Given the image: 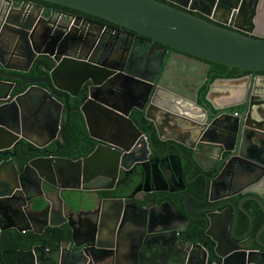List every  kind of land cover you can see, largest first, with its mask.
Masks as SVG:
<instances>
[{
  "label": "water",
  "instance_id": "obj_1",
  "mask_svg": "<svg viewBox=\"0 0 264 264\" xmlns=\"http://www.w3.org/2000/svg\"><path fill=\"white\" fill-rule=\"evenodd\" d=\"M42 1L67 6L103 18L185 54L223 64L228 69L237 68L239 73L244 71L252 73L249 91L241 92L240 86H237V92L232 95L235 97L244 96V99L232 103L241 105L242 111L235 127L237 145H234L232 152L235 155L232 158L236 162L233 164L232 176L228 181L225 179L229 189L234 190L233 194L244 192L249 194L243 196L237 204L230 203L225 211L224 209L221 211L222 215L227 212V217L224 216L222 223L225 224L227 235L232 241L222 251L216 247L217 240L208 233V225L212 222V218L210 213H205L203 218L206 225L203 228L206 231L203 236L206 240L209 238L210 243L208 247H206L207 242L199 245L204 248V253L195 262L196 264H264V249L249 248L240 241L247 237L246 240H255L258 244L263 243L264 248V242L260 239V234L264 232V162L251 158L246 152L248 147L255 149L251 145L257 134H264V96L258 98L255 94L256 87L253 84L258 80L264 86V74L254 75L256 71H264V22H259V19L264 17V0H207L209 2L207 7L215 6L214 9L226 17L228 13L233 14L236 9L240 10L247 6L248 11L245 12L247 26L230 24V27L225 26L227 24L225 19L212 18L209 20L194 14L190 9L185 10L189 7H185L183 4L181 6L183 8H181L165 0ZM184 3L187 6L188 0H184ZM198 3L203 4L199 0ZM254 7L257 8V12L253 16L252 8ZM202 12L207 16L209 10ZM32 22L31 20L25 24L24 28L17 19L5 20L6 29L22 27L25 30H21V32L24 36L26 34V37L18 45L13 46L8 43V45L0 46L1 55L7 56L8 53L15 52L21 58L26 57L24 47L29 48L32 41L34 42ZM29 31H31L30 40L27 38ZM2 33L4 31L0 30V34ZM5 36H10L9 31L5 32ZM61 37L62 35H49L41 41L46 45V49H35V52L43 60L45 59L41 62L45 68L40 74L41 78L27 79L26 82L29 86L22 93L17 94V84L10 83L1 77H9L7 70L23 71L25 69L12 67L6 63V60L0 58V155L3 156L2 159L0 158V207L3 200H11L15 205L10 208V216L15 220L12 221L8 215L7 220L10 225L0 224V236L6 229L15 228L26 238L30 232L41 235L44 228L49 227L47 237L51 239L55 233L59 238V248L55 249H50L44 244H38L36 240H31L28 249L11 250L12 260L10 262L4 260V263L40 264L41 251L49 253L58 250L60 254L57 264H100L104 260L110 259L105 253L113 249L114 243L119 237L120 221L125 219L140 224L147 233L146 236L154 235L157 243L167 245V241H169L170 244H173L171 240L178 239L176 234L178 228L151 229L153 224L167 221L166 218L158 216L152 207L138 206L135 203L132 204L136 205L139 210L123 207L120 206L124 204L123 197L104 199L98 192L102 189L101 187L83 188L81 186L83 183L94 181L96 177L104 178V175L98 173L97 169L100 166L108 165L111 170L116 171L118 166L124 167L127 164L141 162L144 151L140 158L129 153L127 155L112 154L105 150L103 143H99L85 157L71 159L59 154L58 147L53 150L45 148V150L39 151V149H35L38 156L33 157L21 167L13 158H5V156L20 135L24 138L21 128L29 126V124L36 126L37 129L45 128L46 133L50 135L46 139L45 145L42 144L41 147L54 144L55 135H51V132L59 125H61V135L64 139L71 110L77 111L79 120H83L89 129H91L89 118L94 116L96 121L99 120L100 125L107 126L109 129H113L112 124L118 123L123 124V129L138 130L139 127L129 115L132 107L143 109L145 111L142 110L143 117L152 121L160 132L156 119L150 114V108L154 107L159 114L166 117V121L172 122L173 126L178 128L179 133L191 140L189 144H186L177 138L170 137L168 146L172 145L179 149L178 144L182 143L192 150V157H195L196 152L214 145L221 147L220 155L223 151L227 152L231 149L226 147L223 141L209 137V133L213 129L223 126L218 122L219 118L214 112L217 109L216 106L207 96L204 98L202 96L204 91H210L211 85L207 84L206 88L201 91L200 104H198L194 98L191 99L194 91L190 86L192 83L187 82L182 76L175 74L168 77L165 74V68L163 70L158 68L155 77L149 79L126 69V67L118 70L105 63L92 64L85 57L64 51ZM11 43L14 44V41ZM76 48L78 47L75 46ZM28 52L30 53L31 49H28ZM59 68L60 70L55 71ZM72 72L76 75L75 79L74 74H70ZM64 76L73 78L64 80ZM119 77L122 79L117 81ZM154 81L163 87L154 90L151 85ZM168 81L169 84L166 83ZM113 83L119 84L125 90H129L132 86L135 90L132 93L136 92L137 97L145 99L143 105L141 107L132 105L130 108L122 110L103 100L99 95L101 93L99 90H104ZM83 85L84 87H82ZM143 85H150L149 90L145 93L138 88ZM74 88L75 91H73ZM120 91L125 92L122 89ZM129 93L131 92L129 91ZM247 94L248 100H245ZM74 97L75 99H73ZM251 97L255 103L253 105L249 103ZM69 101L76 103L73 108H70ZM155 103L160 108L155 107ZM131 146L123 148L122 151L130 152ZM253 153L255 152L253 151ZM262 156L264 153L259 154L260 158ZM228 158L227 155L213 165L217 171L216 179L221 178L228 160L233 161L232 158ZM248 163L249 165H247ZM35 175L41 180V192L39 193L28 192L25 189L24 180L27 179V183H35ZM47 176L55 177L57 181H50ZM59 179L62 180V183L58 182ZM212 185V181H205L204 194L210 201L214 200L210 198L212 193L209 192ZM254 186L259 187L260 191L249 190ZM178 191H180V195L186 194L184 186L178 188ZM54 198L58 199L61 206L65 207L66 213L60 210L54 213L55 215L49 214L45 218L41 230L36 231L33 226V214L49 208ZM247 200L255 202L263 213L262 224L253 236H248L251 234L253 217L250 208L248 209L244 205ZM104 202L110 204L106 215L103 211ZM116 203L119 206H116ZM239 212L248 218V227L242 234L237 233ZM171 234L172 236H170ZM146 236L139 240V250L144 249ZM79 238L81 241L77 242L76 240ZM63 249H68L67 256H63ZM185 252L190 258L193 251L192 248L186 247ZM147 255L144 252V256ZM113 262L115 264V261ZM190 262V259H187V264ZM136 264H141V261H137Z\"/></svg>",
  "mask_w": 264,
  "mask_h": 264
},
{
  "label": "flooded vegetation",
  "instance_id": "obj_2",
  "mask_svg": "<svg viewBox=\"0 0 264 264\" xmlns=\"http://www.w3.org/2000/svg\"><path fill=\"white\" fill-rule=\"evenodd\" d=\"M165 1L178 7H181L183 4L185 7H189L187 9L184 8L185 10L190 9L194 14L203 16L209 20H212V18L225 19L227 21L225 26L227 27H230V24L247 26L245 18V12L248 11L247 6L240 10L236 9V12L233 14L228 13L226 17L217 11V9H214L215 6L207 7L209 3L207 0H199L203 4H199L198 0H188L187 6L184 0ZM208 10L207 16L203 14L202 11ZM252 12L254 16L257 8H252ZM12 18L19 20V23L23 24L24 28V25L32 20V29H34L32 35L34 42L32 41L31 47H24L26 57L21 58L15 52H10L7 56L0 54V58L6 60V63L12 67L25 69L23 71L7 70L6 72L9 74V77H1L10 83L18 85L17 94L24 92L28 88L27 79L41 78L40 74L45 68L41 62L45 61V59L43 60L35 52V49H46V45L42 44L41 41L47 36L55 34L58 36L62 35L64 51L85 57L92 64L105 63L110 65L111 68L118 70L125 69L126 67V69L149 79L155 77L158 68L159 70L165 68V74L168 77L175 74L182 76L187 82L192 83L190 86L194 91L191 99L194 98L198 104H200L199 96L201 91L206 88L207 84L211 85L210 91H204L202 96L203 98L207 96L216 106L217 109L214 112L219 118L218 122L223 124V126H217V128L213 129L209 133V137L214 140L223 141L224 145L231 149V151H223L220 155L221 147L219 148L214 145L206 147L203 151L196 152L195 157H192V150L182 143L178 144L179 149L172 145L168 146L170 137L177 138L186 144H189L191 140L179 133L177 131L178 128L170 123L169 128H171V132H165L163 130V122L166 123V117H161V114L154 107L150 108V114L156 119L160 132H158L152 121L143 117L145 111L142 109L143 112L138 107H132L129 115L139 127V131L136 129H123V124L118 123L112 124L113 129H109L107 126L100 125L99 120L96 121L94 116H90L89 118V127L91 128L89 129L85 126L83 120H79L76 110H71L70 121L74 117L77 118V129H69V121L63 139L61 125H59L51 132V135H55L54 144L51 143L48 146L41 147L50 136L46 133L47 130H44L45 128L37 129L36 126L30 124L21 128L24 138L20 135L14 141V146L8 149V153L5 156V158H13L20 167L33 157L38 156V152L35 149H39V151L45 150V148L53 150L58 147L59 154L71 159L85 157L99 143H103L105 150L112 154L127 155L129 153L136 158H140L144 151L141 162L127 164L124 167L118 166L116 171L111 170L108 165L100 166L97 170L100 175H104V178L96 177L94 181L83 183L81 186L83 188L101 187L102 189L98 192L104 199L123 197L125 205H120L123 207L139 210L132 203L138 206L152 207L158 216L166 218L167 221L153 224L151 229L163 227L178 228L176 233L178 239L171 240L173 244H170L169 241H167V245L159 244L155 241L156 237L154 235L150 234L146 236L147 233H145L144 228L140 224H137V222H130V219L121 220L117 242L115 241L113 249L105 253L110 259L104 260L106 262H101L100 264H114L113 261H115V264H136L137 261H141V264H187V259L191 261L189 264H196L195 261L199 260L204 253V248L199 245L207 242L206 247H208L210 243V239L206 240L203 236L206 231L203 228L206 225L203 218L206 212L210 213L212 218V222L208 225V233L217 240L218 245L216 247L219 251L227 248L232 241L227 235L225 224L222 223L224 216L227 217V212H224V215H222L221 211L223 209L225 211L230 203L237 204L243 196L249 194L248 192L233 194L234 190L232 188L229 189V185L226 182L232 176L233 164L236 162L232 158L235 156L232 152L234 145H237V142H235V127L242 111L241 105L232 103L244 99V96L235 97L232 95L237 92V86H240L241 92L249 91L252 73L249 71L239 73L237 68L228 69L223 64L185 54L103 18L42 0H0V30L4 31V33L0 34V46L8 45V43L13 46L18 45L26 37V34L24 36L21 32V30H25L22 27L6 29L5 20ZM8 31L10 36L6 37L5 32ZM30 32L27 35L29 40L31 37ZM13 41L14 44L11 43ZM75 46L78 48L75 49ZM28 49H31L30 53ZM58 70L60 68L55 71ZM70 74H74V72ZM261 74H264V71H256L254 75ZM75 76L74 74V79L76 78ZM71 78L73 77L64 76V80ZM121 79L119 77L117 81ZM166 83L169 84L170 82ZM253 84L256 87L255 94H257L258 98L264 96L263 84L258 80ZM151 85L154 90L158 87H163L156 84L155 81ZM75 88L73 91H75ZM138 88L145 93L149 90L150 85H143ZM120 89L125 92L123 93ZM99 91L101 92L99 95L103 100L122 110L130 108L132 105L141 107L145 100L137 97L136 92V94L132 93L135 91L132 86L129 90H125L117 83H113L108 88L106 87L104 90ZM248 94L245 100H248ZM252 98H249V103L253 105L255 103ZM76 99H79V97H76ZM75 104L69 101L70 108H73ZM154 106L160 108L156 103ZM160 118L163 120L161 123L159 122ZM253 141L251 146H254L255 149L248 147L246 152L251 158L264 162V156L262 158L259 157L260 153H264V134H257ZM130 145H132L130 152L124 153L122 151L123 148ZM153 146L154 148L152 149ZM87 149H89L88 152H86ZM253 151L255 152L253 153L254 155L252 154ZM227 155L233 161L228 160L222 171L221 178L216 179L217 171L213 165ZM0 158L2 159L3 156L0 155ZM47 177L50 181H57L55 177ZM35 178V183H27V179L24 180L25 189L28 192H41V180L36 175ZM206 180L213 183L212 188L209 189V192L212 193L210 198L214 199L211 201L204 194ZM58 182L62 183V180L59 179ZM183 186L186 194L180 195L178 188H182ZM222 188L223 191H221ZM1 205L0 224L4 226L9 224L7 217L10 214L11 206L8 205H12V201L3 200ZM244 205L248 209L250 208L252 213L253 224L250 230L251 234H248V236H253L262 224L263 213L260 207L251 200L245 201ZM116 206H119V204L116 203ZM109 208L110 204L104 202L103 211L105 215ZM60 210H63L64 213L67 211L64 206H61L59 200L54 198L52 205L39 213V223L38 225L34 224V229L40 231L45 223V218L49 214L55 215L54 213ZM247 227L248 218L242 212H239L237 233H244ZM49 230V227H45L41 235L30 232L24 238L25 243L20 241L16 245L4 241L7 234L13 233V231L9 229L3 231L0 236V264H5L4 260L7 262L12 260V255H10L11 250L28 249L32 240L28 237L32 234L38 237V244H44L50 249L59 248V242L57 244L50 243L47 237ZM143 236L147 237L146 244L144 249L139 250V240ZM186 237H189V239H186ZM246 238L240 240L246 247L264 249L263 243L258 244L255 240L250 241L249 239L246 240ZM180 239L184 242H181ZM260 239L264 242V232L260 234ZM76 241L80 242L81 238ZM186 247L192 248L193 252L190 254V258L187 257L188 254L185 252ZM68 249L71 248L68 247ZM68 249H63V256L69 254ZM59 252L57 250L45 253H54V262L57 264ZM144 252L148 254L146 257L144 256ZM146 259H149V261ZM41 260L42 257L40 256V264Z\"/></svg>",
  "mask_w": 264,
  "mask_h": 264
},
{
  "label": "crops",
  "instance_id": "obj_3",
  "mask_svg": "<svg viewBox=\"0 0 264 264\" xmlns=\"http://www.w3.org/2000/svg\"><path fill=\"white\" fill-rule=\"evenodd\" d=\"M264 22V17L262 16L260 19H259V22ZM161 117H162V115H161ZM161 121L163 122V120H162V118H160V120H159V122L161 123ZM166 123H164L163 122V130L165 131V132H171V128H169V123L170 124H173L172 122H170V121H165ZM179 125L181 126V124L179 123ZM175 131V130H174ZM176 132V131H175ZM249 190H256V191H260V189H259V187H256V186H254V187H250L249 188ZM10 206H15L14 204H13V202H12V205H10ZM20 207H21V205H20ZM8 215V214H7ZM9 217H10V219L12 220V221H14L15 219H14V217H12V216H10V214H9ZM35 217H37V219H35ZM40 217V215H39V213L38 212H35L34 214H33V218L35 219V221H34V223H33V226H34V224L35 225H38V218ZM262 221H263V219H262ZM9 225H10V222H9ZM30 225H31V223H30ZM9 230H11V231H13V232H17L16 231V229L15 228H9ZM18 233V232H17ZM41 256H42V260H41V264H55L54 263V260H55V255H54V253H52V254H48V253H45V252H42L41 253ZM147 261H149V259H146ZM104 262H106V261H104ZM145 263H147V262H145Z\"/></svg>",
  "mask_w": 264,
  "mask_h": 264
},
{
  "label": "trees",
  "instance_id": "obj_4",
  "mask_svg": "<svg viewBox=\"0 0 264 264\" xmlns=\"http://www.w3.org/2000/svg\"><path fill=\"white\" fill-rule=\"evenodd\" d=\"M78 127V121H77V118L74 117L71 119L70 121V124H69V129H77ZM89 149L86 150V152H88ZM24 238L25 236L22 235L21 233H17L15 232L14 234L13 233H9L7 234L6 238H5V242H9V243H12L13 245H16L17 242H22V243H25L24 242ZM29 239H32V240H36L38 241V237L36 235H29L28 237ZM50 243H55L57 244L59 242V238L56 236L55 233H53V235L51 236V239H49Z\"/></svg>",
  "mask_w": 264,
  "mask_h": 264
}]
</instances>
